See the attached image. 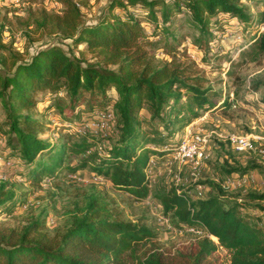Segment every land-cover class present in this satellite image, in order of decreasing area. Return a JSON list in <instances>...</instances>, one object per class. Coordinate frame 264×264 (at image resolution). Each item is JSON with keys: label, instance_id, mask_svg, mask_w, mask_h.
Wrapping results in <instances>:
<instances>
[{"label": "trees", "instance_id": "16d2710c", "mask_svg": "<svg viewBox=\"0 0 264 264\" xmlns=\"http://www.w3.org/2000/svg\"><path fill=\"white\" fill-rule=\"evenodd\" d=\"M241 1L110 0L108 16L92 23L82 22L81 10L74 0H60L64 6L61 15L42 12L36 21L38 28L50 27L51 31L65 33L74 45L85 43L89 50L97 49L105 64H115L117 68L85 61L60 45L50 44L37 49L29 61L19 63L12 73L0 77V102L6 110L3 125L10 132L7 146L17 159H12L13 164L22 163L32 186L39 185L46 176H55L62 167H68L70 172L88 168L136 199L147 197L151 159L172 154L179 145L175 133L216 105L214 92L203 88L201 78L189 76L188 66L175 56L177 46L173 42L180 44L181 40L167 28L172 24L173 14L183 11L190 16L189 22L197 29L192 43L204 50V43L208 44L213 35L211 24L220 28V19H234L245 27L261 22L262 16L255 20ZM120 7L134 13L113 15L112 11ZM148 15L157 23L160 19L158 24L171 37L165 44V53L172 56L161 63L154 62L148 48L154 41L148 39L142 28ZM257 27L253 42L258 41L264 48V32ZM112 87L119 95L116 101L108 94ZM61 89L66 90L69 98V116L62 119L61 110L58 108L60 112H56L51 106L45 123L31 113L37 92L48 90L57 94ZM84 101L87 109L78 111L76 108ZM109 109L116 116L118 137L103 152L93 150L101 132H80L84 136L82 142L70 146L42 137L51 123L79 128ZM88 151L76 164L63 166L67 153L80 155ZM254 169L258 165L248 163L228 172L243 175ZM6 181H0V210L10 211L20 202L11 190H5ZM207 183L215 194L204 199L192 200L175 187L156 192V197L164 213L171 212L179 227L203 226L217 242L202 236L189 249L173 253L156 249L138 257L134 246L152 236V231L121 220L117 208L93 195L83 216L76 218L59 237L44 232L38 219L30 221L21 231L1 232L0 264H128L130 261L124 256L127 251L136 259L133 264H215L209 259L219 250L228 256V264H264V228L242 213L239 207L244 203L225 200L226 194L217 182ZM241 197L264 200V192H250ZM259 208L264 211V206Z\"/></svg>", "mask_w": 264, "mask_h": 264}, {"label": "rangeland", "instance_id": "374dc122", "mask_svg": "<svg viewBox=\"0 0 264 264\" xmlns=\"http://www.w3.org/2000/svg\"><path fill=\"white\" fill-rule=\"evenodd\" d=\"M109 1L74 0L81 10L82 22L85 23L108 16ZM241 2L248 7V12L255 20L262 16L261 22L245 27L244 24L238 25L234 19H220V28L216 29L211 24L210 31L213 35L208 44L204 43V50L192 43L197 29L189 22L190 16L183 11L173 14L172 24L167 28L181 40L180 44L173 42L177 46L176 58L188 66L189 76L201 78L203 88H210L214 92L216 105L201 112V116L190 123L194 128L200 127L206 132H213L212 143L206 150V157L197 164L180 166L172 160L173 153L159 160L154 158L152 169L147 172L150 192L145 198L136 199L126 191L118 190L109 180L95 182L93 176L96 172L88 168L72 172L76 176L70 178L67 175L70 173L68 167H62L55 176H46L39 185H30L22 163L14 162L10 168L2 163L17 159L8 150L6 140L10 132L3 125L6 110L0 102V172L9 174L4 188L11 190L15 199L20 202L10 211L0 210V233L10 232L12 229L21 231L30 221L38 219L42 222L44 232L50 237H59L76 218L83 216L89 198L95 195L108 202L109 206L117 208L121 220L145 226L152 231V236L142 239L134 246L136 256L143 258L156 249L166 253L189 249L198 236L187 231L184 226L179 227L171 212L164 213L156 192L175 187L192 200L204 199L215 194L214 188L207 183L211 180L217 182L226 194L225 200L244 203L239 207L242 213L248 214L252 221L264 228V211L259 208L264 206V200L241 197L250 192H264V156L258 154L259 148L264 150V48L258 41L253 42L252 37L256 26L259 31L264 32V0ZM63 8L60 0H0V77L12 73L19 63L29 61L37 49L50 44L60 45L85 61L100 62L110 69L117 68L115 64H105L97 49L89 50L85 43L74 45L65 33L51 31L50 27H37L36 21L40 20L42 12L61 15ZM127 13L134 12L122 10L121 7L120 10L112 11L115 16H126ZM156 15H160L159 11H156ZM158 23L148 15L142 22V28L148 39L154 41L148 46L154 62L161 63L172 56L165 53V44L171 41V37L166 36L167 31ZM108 94L114 101L119 98L113 87L108 90ZM36 95V105L31 113L37 118L46 123L50 116L47 110L51 106L56 112L61 110L62 119L69 116V98L65 89L57 94L45 90ZM76 109H87L86 101ZM46 112L48 115L44 116ZM89 121L91 119L86 122ZM118 128L115 122L108 130L100 131L99 135L102 137L97 138L93 150L103 152L113 144L118 137ZM85 129L94 131L88 127ZM183 129L175 133V142H181ZM86 130L51 123L48 132H43L42 137L59 143L66 142L70 146L82 142L84 136L80 132ZM233 135L249 136L250 147L246 150L233 148L229 139ZM88 153L89 151L80 155L67 153L63 158V166L76 164L78 158ZM7 156L13 157L6 159ZM248 163L257 164L258 169L243 175L228 172ZM124 256L130 261L128 264H133L136 260L128 251ZM209 260H214L215 264H228V256L222 250Z\"/></svg>", "mask_w": 264, "mask_h": 264}, {"label": "built area", "instance_id": "2783aa9c", "mask_svg": "<svg viewBox=\"0 0 264 264\" xmlns=\"http://www.w3.org/2000/svg\"><path fill=\"white\" fill-rule=\"evenodd\" d=\"M116 122V116L112 109H109L105 112L97 114L94 116L91 121L83 123L82 126L79 127L81 130H86L88 127L93 129L95 132H100L103 130H108L111 127V124ZM213 132H206L202 128H194L192 124H188L184 127L182 131V140L179 143L177 149L173 152L172 160L181 165L187 164H197L201 162L206 157V150L211 146L212 143V134ZM231 145L236 150H246L250 147V137L249 136H229ZM258 154L264 156V150L262 148L258 149ZM3 165L6 168H10L13 164L12 160L2 161ZM154 163V159H151L150 167L148 171H150L151 166ZM147 171V172H148ZM68 177L74 178L76 175L72 172L67 173ZM9 178V174L0 172V181H4ZM95 178V182L101 180L105 182V180H109L101 174H95L93 176ZM93 181V180H92ZM110 181V180H109ZM94 182V181H93ZM108 182V181H106ZM184 228L196 234L200 238L202 236L210 237L214 242H217V238L211 234H209L203 226H191L184 225ZM181 230V229H180Z\"/></svg>", "mask_w": 264, "mask_h": 264}, {"label": "crops", "instance_id": "0c3cea01", "mask_svg": "<svg viewBox=\"0 0 264 264\" xmlns=\"http://www.w3.org/2000/svg\"><path fill=\"white\" fill-rule=\"evenodd\" d=\"M151 169H152V167H151Z\"/></svg>", "mask_w": 264, "mask_h": 264}]
</instances>
